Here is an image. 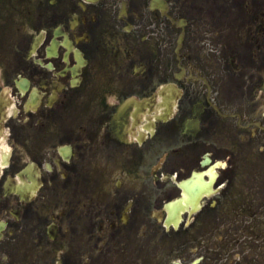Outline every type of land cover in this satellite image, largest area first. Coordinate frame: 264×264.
I'll list each match as a JSON object with an SVG mask.
<instances>
[{"label": "flooded vegetation", "instance_id": "1", "mask_svg": "<svg viewBox=\"0 0 264 264\" xmlns=\"http://www.w3.org/2000/svg\"><path fill=\"white\" fill-rule=\"evenodd\" d=\"M237 195L264 214V0H0V264H208Z\"/></svg>", "mask_w": 264, "mask_h": 264}, {"label": "rangeland", "instance_id": "2", "mask_svg": "<svg viewBox=\"0 0 264 264\" xmlns=\"http://www.w3.org/2000/svg\"><path fill=\"white\" fill-rule=\"evenodd\" d=\"M233 181L234 189L237 187V191L243 190L240 177L238 181V177L236 178L234 175ZM246 196L239 197L237 195L232 199L236 206H241L238 209H246V219L239 218V221L231 219L230 222H217L213 225L210 224L207 228L210 234L216 228L214 239L217 255L213 256L215 254L213 248L209 249L207 252V255L210 256L208 264H264V214L260 213L255 218V207ZM237 197L240 199L236 200ZM225 230H229L232 235L223 238L219 237L218 234L224 233ZM221 239L227 240V242L222 243L224 245L223 248H220ZM261 243H263L262 246ZM230 244H234V246L230 247Z\"/></svg>", "mask_w": 264, "mask_h": 264}]
</instances>
